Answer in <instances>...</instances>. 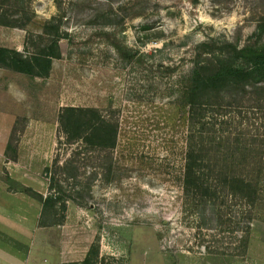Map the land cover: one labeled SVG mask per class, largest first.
Listing matches in <instances>:
<instances>
[{"label": "rangeland", "instance_id": "obj_1", "mask_svg": "<svg viewBox=\"0 0 264 264\" xmlns=\"http://www.w3.org/2000/svg\"><path fill=\"white\" fill-rule=\"evenodd\" d=\"M259 23L264 0H0V48L33 57L55 27L61 51L47 77L0 66L6 264L74 263L96 244L106 258L100 264H264V220L252 221L242 253L240 229L230 235L200 226L181 184L187 124L180 96L195 47L242 46ZM64 107L99 110L117 122L118 136L109 153L79 157L77 179L60 176L71 198L53 224L42 217L43 172L79 147L60 133Z\"/></svg>", "mask_w": 264, "mask_h": 264}, {"label": "trees", "instance_id": "obj_2", "mask_svg": "<svg viewBox=\"0 0 264 264\" xmlns=\"http://www.w3.org/2000/svg\"><path fill=\"white\" fill-rule=\"evenodd\" d=\"M53 21L45 29L50 31ZM53 28L55 37L33 57L0 48V66L28 76L47 77L52 60L61 57L60 36L58 29ZM254 37L242 46L197 45L180 96L187 124L181 181L184 203L207 231H226L231 235L240 229L238 249L242 253L249 244L252 221L264 220V26L261 23ZM58 125L66 144L79 147L65 164H55L53 171L49 167L43 172L49 192L45 197L38 195L42 217L52 219L53 224H59L55 218L59 211H65L66 201L71 198L61 186L60 176L65 180L77 179L80 174L75 163L79 157L91 151L109 153L115 148L118 136L117 122L95 108L64 107L58 115ZM95 176L92 174L90 179ZM236 209L239 221H236ZM105 259L99 256L96 244L81 262L59 264H100Z\"/></svg>", "mask_w": 264, "mask_h": 264}, {"label": "crops", "instance_id": "obj_3", "mask_svg": "<svg viewBox=\"0 0 264 264\" xmlns=\"http://www.w3.org/2000/svg\"><path fill=\"white\" fill-rule=\"evenodd\" d=\"M8 255L5 252L0 251V264H6L7 263ZM83 259H79L75 262H81ZM61 263V262H60Z\"/></svg>", "mask_w": 264, "mask_h": 264}]
</instances>
